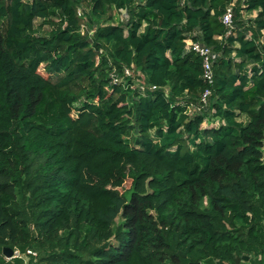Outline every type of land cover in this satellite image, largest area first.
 I'll return each mask as SVG.
<instances>
[{
  "label": "trees",
  "instance_id": "trees-1",
  "mask_svg": "<svg viewBox=\"0 0 264 264\" xmlns=\"http://www.w3.org/2000/svg\"><path fill=\"white\" fill-rule=\"evenodd\" d=\"M263 149L264 0H0V264H264Z\"/></svg>",
  "mask_w": 264,
  "mask_h": 264
},
{
  "label": "built area",
  "instance_id": "built-area-1",
  "mask_svg": "<svg viewBox=\"0 0 264 264\" xmlns=\"http://www.w3.org/2000/svg\"><path fill=\"white\" fill-rule=\"evenodd\" d=\"M221 22L229 28L230 31L234 28V20H233V7L232 5H228L225 9V12L221 16ZM188 50H191L198 54L202 59V74L205 80L211 82L214 78V70H213V50L210 46L203 44L199 41H191ZM141 84L145 86L144 82L141 81ZM150 88L157 89L156 85H151ZM211 97V90L209 88L205 89L201 95L200 103L192 107L191 112L200 111L204 105L208 104ZM28 254L35 255L36 253L32 250L27 251ZM15 257H21L19 252H15ZM202 264V263H200Z\"/></svg>",
  "mask_w": 264,
  "mask_h": 264
},
{
  "label": "rangeland",
  "instance_id": "rangeland-1",
  "mask_svg": "<svg viewBox=\"0 0 264 264\" xmlns=\"http://www.w3.org/2000/svg\"><path fill=\"white\" fill-rule=\"evenodd\" d=\"M125 15H126V14H125L124 11H123L122 13H119V14L117 15V21H120L121 19H123V17H124ZM39 22H40V21H38V23H39ZM45 28H48V27L46 26ZM41 68L43 69V66H42ZM263 151H264V149H263ZM128 169H129V167H128L126 170L128 171ZM130 185H131V179H130V178H127L126 181H125V183H124V185H123V187H122V190L129 188ZM25 259L27 260L28 257L26 256Z\"/></svg>",
  "mask_w": 264,
  "mask_h": 264
},
{
  "label": "water",
  "instance_id": "water-1",
  "mask_svg": "<svg viewBox=\"0 0 264 264\" xmlns=\"http://www.w3.org/2000/svg\"><path fill=\"white\" fill-rule=\"evenodd\" d=\"M4 255L7 257V258H12L14 256V251L10 248H5L4 249ZM195 264H200V263H195Z\"/></svg>",
  "mask_w": 264,
  "mask_h": 264
},
{
  "label": "clouds",
  "instance_id": "clouds-1",
  "mask_svg": "<svg viewBox=\"0 0 264 264\" xmlns=\"http://www.w3.org/2000/svg\"><path fill=\"white\" fill-rule=\"evenodd\" d=\"M15 254V253H14Z\"/></svg>",
  "mask_w": 264,
  "mask_h": 264
}]
</instances>
